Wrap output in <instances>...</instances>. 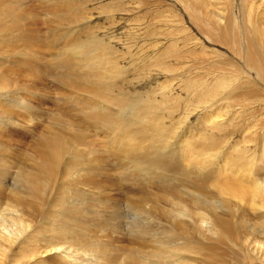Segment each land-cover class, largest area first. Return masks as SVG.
<instances>
[{
  "label": "bare ground",
  "instance_id": "obj_1",
  "mask_svg": "<svg viewBox=\"0 0 264 264\" xmlns=\"http://www.w3.org/2000/svg\"><path fill=\"white\" fill-rule=\"evenodd\" d=\"M199 1L202 3H199ZM208 1L211 2V0H208ZM222 1L224 2L225 0H222ZM227 1L228 0H226L225 2H227ZM195 2H198V4H200L201 6L203 5V9L205 10V11H203V13L206 16L205 18H208L211 22H213V24H215V26H217L218 29L221 28V25H224V23L221 24L222 19L219 16L220 14L217 15L214 11H210L211 8L214 6H211L210 10L207 8V6H208V4H210V2L209 3L207 2L208 4H206V1H204V0H195L193 3H195ZM218 2H221V0L220 1L217 0V2L216 3L214 2L213 4L217 5ZM225 2H224V4H225ZM244 2H245V0H244ZM184 3H185L186 8H188V10L192 9V6L190 5L189 0H185ZM222 3H218V4L220 5ZM247 3H249V2H247ZM224 4L222 6L227 5V9H228L229 5L227 3L225 5ZM251 4H252V6H250L251 12H252V10H255L256 14H261L264 16V0H252ZM194 7H196V5ZM219 8L220 9L222 8L221 5ZM219 8L217 7V9H219ZM197 9H199V7ZM215 9H216V6H215ZM223 9H224V7H223ZM223 9H221V10H223ZM247 9H248V7H247ZM195 10H196V8H195ZM199 10H198V12H199ZM225 10H226V8H225ZM225 10H224V12L221 13V15L222 14L225 15ZM2 11H6L8 16H12V17L15 16V19H16L15 24L20 26L22 16L20 15L21 9L19 7L9 9L8 6H6L2 2V0H0V12H2ZM226 11L228 12V10H226ZM110 12H112V11H110ZM119 12H121V11H119ZM126 12H127V10H126ZM103 13H105V12H103ZM106 13H107V11H106ZM200 13H202V10H200ZM191 14H192V11H191ZM1 15H4V14L2 13ZM52 16H55L54 19H56L55 20L56 23L60 24V25L62 24V22H64V21L66 22L67 19L70 20L68 18L69 15L63 11H55L52 13ZM73 16H74V18L71 16L70 17L73 18L74 20H76L75 15H73ZM229 16L231 17V15H229ZM250 16H251V13H250ZM85 17H83V18H85ZM223 17H225V16H222V18ZM251 17H253V16H251ZM260 18H262V17H260ZM246 19H249V18L247 17ZM255 20H256V18H255ZM44 21L46 22V20H44ZM198 21H199V19H198ZM204 21H205V19H204ZM248 21H247V24H248ZM252 21H253V18H252ZM250 22H251V20H250ZM250 22H249V25H250ZM205 23H207V22L205 21ZM240 23H241V21H240ZM256 23H255L256 26L252 27L253 24L250 26L252 28L250 35H246L244 33H241L239 35V33H238V36H240L239 41L236 42L235 39H231L230 44L233 46V48L235 45H237L240 48L239 53L243 54L241 57H243V62L245 64V67L243 65L244 70H245V68H247L249 71H253L255 73V78H257L258 82L260 81V83L264 84V21L262 23H259V25L262 26V28L259 25H257ZM198 24H200V23H198ZM208 25L209 24H207V26ZM249 25H248V27H249ZM215 26L213 28H215ZM238 26H236V27L238 28ZM204 27H205V25H204ZM248 27L246 26L243 28H248ZM206 28L207 27H205V29ZM208 28H209V26H208ZM213 28H210V30ZM223 31H224V28H223ZM238 31H239V29H238ZM202 32H204V31H202ZM206 32H207V30H206ZM77 39L78 38L73 37L72 35H67L64 33H58L55 31H51V33L47 36H37V35L32 36V35H28V34L23 35V33H20L19 35L16 36V38L14 40H11L7 43V45H4L3 54H5V52H7V53L18 52L17 54H18L20 60L18 62V65H16V66L20 67V66L25 65V67L27 68V70H25V71H27L28 76H30L33 79H37L40 76L43 77L44 74L41 72V71H43L45 73V67L43 68L41 66V64L43 62H45L48 67L52 64V62H55L58 64V69H60V77H61V75H62V77L65 75L63 77V78H65V80L74 81L75 83L80 82L76 86H78L80 88H85L84 90H86V92L89 91L87 93V95H89L91 93L90 95L93 96V94H95V93L93 92V90H92V92L90 91L91 89H93V87L91 85L93 84V82H97V83L101 84V82H103V80L107 79V71L109 69L111 70V68L106 70V68L104 67V65L105 66L108 65L109 62L106 63V60L102 59L104 52H103V54L101 52H99L100 51L99 47L96 46L95 50L98 49L99 51L96 50V52H95L94 49L92 50L93 47L91 48V46L89 44H87L85 41L83 42L80 39L79 40H77ZM192 39H194V38H191V40ZM214 42H215V40H214ZM212 43H213V41H212ZM0 44H1V42H0ZM90 44H92V43H90ZM175 44H176V42H175ZM186 44H187V41H186ZM200 44L201 43H199L198 46ZM209 44H210V42H209ZM213 44H215V43H213ZM216 45H217V43H216ZM176 47L177 46L175 45V48ZM229 47H230V45H229ZM195 48L197 49V47H195ZM204 48L206 49V47H204ZM225 48H226V46H225ZM181 49H180V51H181ZM205 49H204V52L200 51L199 53L200 54H201V52L205 53V51H206ZM176 51H177V49H176ZM97 52L101 53L102 55L100 54L101 55L100 56L99 54H97ZM193 53H194V50L191 53L192 56H194ZM234 53H233V56H234ZM42 54H44L45 57ZM174 54H176V53H174ZM188 54H190V52H188ZM194 54H196V51ZM224 54H225V52H224ZM168 55H170V53ZM196 56H197V54H196ZM177 57L179 59V56H177ZM220 57L222 58V56H220ZM235 57L236 56H234V58ZM158 58H160V57H158ZM158 58H156L157 61H158ZM171 58H173V56H171ZM182 58H183V56H182ZM105 59H106V57H105ZM163 59H165V58H163V56H161L160 60H163ZM197 59H198V57H196V61H197ZM30 60H34L35 64L33 63V65L31 66L29 63ZM192 61L195 63L194 59H192ZM205 61H207V59H205ZM219 61H221V60L219 59ZM103 62H104V65H103ZM151 62H153V61H151ZM154 62H156V60ZM161 62H163V61H161ZM208 62L211 63L210 60ZM27 63H29V65ZM158 63H160V62L158 61L157 65H158ZM163 63H161V64H163ZM203 63H202V65L204 66L205 63L204 64ZM226 64H228V63H226ZM157 65H155V66H157ZM200 65H201V63H200ZM208 65H210V64H208ZM55 66H56V70H57V65L55 64ZM183 66H185V65L183 64ZM190 66L191 65H189L188 68ZM215 66L217 67L216 64H215ZM152 67H154V66H152ZM165 67H167V66H165ZM243 67H241V68H243ZM177 68H178V66H177ZM191 68H192V66H191ZM206 68H207V65H206ZM232 68H231V70H232ZM11 69H13V68H11ZM192 69H194V68H192ZM113 70H114V68H113ZM157 70L159 71L158 68H157ZM163 70H164V68H163ZM178 70H180V69H178ZM219 70H220V68H219ZM14 71H16V70H14ZM111 72H112V70H111ZM190 72H191V69H190ZM206 72H209V70ZM232 72L234 73L235 71H232ZM236 72H237V69H236ZM239 72H240V70H239ZM49 73H50V71H49ZM193 73H189V75L193 74ZM233 73H232V75L234 76ZM73 74H76V76H74L72 78L71 77L68 78L69 76H72ZM214 74H215V72H214ZM10 75H12V74H10ZM110 75H108V76H110ZM206 75H207V73H206ZM236 75H238V74H236ZM240 75H238V77ZM242 75H243V73H242ZM245 75H247V74H245ZM181 76H183V74ZM187 76H188V74H187ZM187 76L185 75L183 77H187ZM230 76H231V74H230ZM206 77H208V76H206ZM218 77H220V75ZM234 77H232L231 79H233ZM8 78H10V77H8ZM53 78H55V76H53ZM190 78H192V77H190ZM213 78H215V77L213 76ZM225 78H227V77L225 76ZM225 78L223 77V79H225ZM241 78L243 79L245 77L240 76V79ZM187 79H188V77H187ZM197 79H195V80L197 81ZM220 79L223 80L222 77ZM238 79L239 78H237L236 80L238 81ZM248 79H246V80H248ZM8 80H5V81L0 83V96H5L7 94L6 90L9 87V81ZM37 80H39V79H37ZM188 80H185V81H188ZM192 80L194 81V78ZM221 80L219 81L220 83L217 86V90L223 89V91H224L225 89L230 87V85L228 86V84L230 82L233 84L232 80L229 81L227 79L229 81L228 82L226 80L228 84L225 81L223 82ZM69 81L67 82L69 84L68 86H70V87L75 86V85H73V83H71ZM214 81H216V80L213 79V82ZM210 82H211V80H210ZM234 82H236V81H234ZM240 82H242V81H240ZM184 83H186V82H184ZM182 84H183V82H182ZM236 84L237 83H235V85ZM254 84H256V83H254ZM192 85L194 86L197 84H192ZM249 85H248L247 81H243L238 86H236V87L233 86L234 87L233 90L234 91H236V90L240 91L241 90L240 92H242V90H244L246 93V89H247V87H249ZM258 85L260 86V84H258ZM90 86H91V89L87 90L88 88H90ZM197 86H199V85H197ZM206 87H207V85H206ZM102 89L105 90V87ZM102 89H101V91H102ZM169 90H171V89H169ZM213 90H215V89L213 88ZM228 90L229 89H227L226 91H228ZM231 90H230V92L233 91V90L232 91ZM36 91H38V90H36ZM94 91H96V90H94ZM255 91H256V89H255ZM169 92H171V91H169ZM215 92H216V90H215ZM256 92H258V91H256ZM190 93L194 94V92H190ZM212 93H214V92L210 91V89L208 88V91H205L204 94L208 95V98H209L210 96H213V95H211ZM219 93H220V91H219ZM232 93H234V92H232ZM263 93H264V91H263ZM97 94L100 95L102 93L98 92ZM222 94L224 95V93H222ZM256 94L258 95V93H256ZM231 95H233V94H231ZM234 95H235V93H234ZM244 95H246V94H244ZM95 96L97 97L98 95H95ZM194 96H195V94H194ZM194 96H193V98H194ZM68 97H69L71 103L76 106V108L74 109V112L79 115V121L76 119H73L74 117H72V118L61 117V116H59L58 113H57L58 115H53L52 113L49 112V114L45 115L47 117V120L49 121V125L47 126V128H45V129L43 128L44 130L41 129L42 132H40L38 134V136L35 140L31 139L32 143L29 145V147H27L28 148L27 150L23 151L24 153H22L21 157H20L21 162L23 160V165L18 169V171L15 173L16 175L12 179L10 178L12 174L8 173V170H9L8 168L11 167L10 165H8L10 160L7 157H2L3 154L0 152L1 153L0 154V167H2V164L4 165V169L0 168L1 169L0 170V264H111L112 260L110 259L111 257L109 256L110 252H108L111 249V244L108 242L109 240H107L106 243L102 241L103 244L98 242L101 244V246L97 243L96 244L98 246L95 244V242H97V241H94L93 245H95V246H92V244H91V246L88 245L87 241L85 240L84 235H85V231H87V229L90 227V224H89V227H86V225H84V223L79 221L81 223L80 224L76 220V217L78 218L79 216L81 218H83L82 215L86 214L85 212H87L85 210V208H84V210L83 209L80 210L81 208H79V206L82 207V205H83V204L80 205L82 202V199H80L81 196H80V192L78 191L79 188H81L79 186H87V185L90 186L91 184L98 183L96 176L100 175L99 173L106 174L105 171L107 172V166H110L109 164H107L108 160L106 162L105 157L108 158L109 160H111L112 162H114L115 163L114 166H117L118 168L125 167L127 165V164L126 165L124 164V163H126V161L140 163V165L142 163V164H145L146 166L147 165H156L158 167H163V168H169V166H170L167 164L166 160H163V161L161 160L162 161L161 162V161L156 160L154 158L155 154L152 152L154 149L151 145H150V147L146 148V147L139 146L138 144H136V140H135L136 136L143 133V132L141 130H139L138 128H135L136 122H133V120H132V119H134L133 117H130V118L128 117L127 120H129L130 122L128 121L129 123H127V125L124 126V129H122V130H120L119 128L115 129V130L119 129L118 131H123L125 129H128L129 130L128 133L130 135H133V138H130L131 136L128 138H121L120 137L119 139H116V137H115V139L112 138V140L110 138V142L107 141L108 145L103 144L102 149L99 150V153H97L96 150L93 151L90 148L89 149L84 148L87 151H85V150L82 151L83 150L82 148L84 147L83 143H85L84 141L89 140L88 138H86L87 139L86 140L84 137H86L88 134H91V132L93 130L92 128L96 129L95 125H99L101 127L106 126V128L108 127V125L109 126L113 125L115 128V126L118 124V127H120L119 126L120 123H118L116 121L125 122L124 120L126 118L122 119V114L120 115L121 118L115 117L114 119H112V117H111L113 115H111V116L110 115H104L105 112L103 115H101L98 111L102 110V112H103V110L106 109V108H104V105L102 102H101L102 103L101 104V103L94 102L92 99L81 100V99H79V96L76 94H69ZM198 97H200V96H198ZM248 97L247 98L244 97L245 100H247ZM257 97L260 98L259 96H257ZM11 98H13V101H14L13 103H14V106H16V110H18L19 112L22 113V118L24 119L21 122L23 127L20 131H23V129H25L26 131H29V123L33 119V114L31 111L32 108L30 109V107H28L30 104V102L28 101L29 99H26V97L19 96V95H13ZM198 99H202V98H198ZM191 101H194V100H191ZM201 101H203V100H201ZM260 101H261V99H260ZM263 101H261V103H260L261 106L263 105L262 103H264ZM209 103H210V106L214 104L212 101ZM248 103H249V101H248ZM251 103H253V102H251ZM4 104H6V103H4ZM201 104H203V103L201 102ZM234 104H236V102ZM238 104L240 106H242L240 104V102ZM10 105H11V103H10ZM219 105H221V104H219ZM247 105H249V104H247ZM6 106H7V104H6ZM129 106H130V104H129ZM197 107H198V105H197ZM9 108H8V110H9ZM119 108H121V107H119ZM207 108H209V107H207ZM207 108H205V110ZM130 109L131 108H129L128 110H130ZM123 110H125V108L123 109V107H122V109L118 111V115H119V112L120 111L122 112ZM250 111H251V109H250ZM2 112H3L2 114L6 115L9 119H11L8 111L5 110ZM123 112H125V111H123ZM219 112H221V111H219ZM229 112H230V110H229ZM238 112H240V111H238ZM243 112L244 111H242V114H243ZM221 113H219V114L221 115ZM226 113H227V111H226ZM132 114H134V113L131 112L130 115H132ZM219 114H218V116L214 117L212 123H214V125H216V124H221V122H222V123H224L223 126L225 129L226 128L225 126H227L226 125L227 119L225 118L226 114H225L224 118H221V116ZM232 114H234V113H232ZM249 114H250V112H249ZM14 115L19 117V115H17V114H14ZM62 115H64V114H62ZM253 115H255V114H252V112H251L249 117H251ZM228 116L231 117L230 113L228 114ZM241 116H244V115H241ZM125 117H127V115ZM136 118H138V117L136 116ZM219 118H221V120L217 121V119H219ZM245 118H247V116ZM139 119L141 121L147 120L146 117H140ZM231 119H232V124H233V120H235L236 118L233 119V117H231ZM253 119H254V117H253ZM14 120L19 121L17 117L14 118ZM243 120H245V119L241 118V122ZM250 120H252V118ZM236 121H238V120H236ZM36 122H37V120H36ZM228 122L231 123L229 118H228ZM16 123L13 122L12 125L14 127L18 126ZM34 123H35V121H34ZM115 123H117V124H115ZM212 123L210 122V125ZM242 123L244 124V122H242ZM37 126H38V124H37ZM99 126H98V128H100ZM113 126L111 127L112 128L111 130H114ZM223 126H222V128H223ZM35 127L36 126H34V128ZM227 127L230 128L229 125ZM263 127H264V125H263ZM38 128L40 129L41 127H38ZM209 128H211V127H209ZM212 128H214V126ZM222 128H218L219 130L214 129V130H217L216 131L217 136H219L218 134L221 131H224ZM254 128H255V126H254ZM220 129H221V131H220ZM259 129H260V127H259ZM118 131H117V133H118ZM127 131H125L126 135H128ZM218 131H219V133H217ZM260 131H262V132L261 133H257V132L250 133L251 138L250 139L245 138L246 139L245 144L253 143L254 145H256L257 138H259L258 136L261 135V139L258 140V147L260 146V153L258 152L259 156H257L258 154L256 156L258 158V160H257L258 164L264 165V130L260 129ZM109 132H112V131H109ZM211 132H209V133L211 134ZM24 133H26V132H24ZM113 133H114V131H113ZM113 133H111V134H113ZM121 133H123V132H121ZM149 133L150 134L152 133L153 139H156L157 136L159 134H161L160 129L155 125H154V128L152 130H149L145 135H150ZM20 134H17V135H20ZM3 135H4V133H3ZM10 135H11V133H10ZM15 136H16V134H15ZM114 136H116V135L114 134ZM120 136H122V135H120ZM1 137H2V131L0 130V138ZM27 137H30V136H27ZM89 137H91V135ZM92 137H94V136H92ZM166 138H167V136H166ZM196 138H197V136H196ZM205 138L206 137L204 135V139ZM216 139H217V137H216ZM94 140H96V145L100 144V143H97V141L99 142V140H101V139L98 140V139L94 138ZM102 140H104V139L102 138ZM90 141H92V139H90ZM90 141H89V143H91ZM184 141H186V140H184ZM190 141H191V139H190ZM193 141H194V139H193ZM200 141H201V139L199 140V142ZM205 141H204V144H205ZM259 141H261V142L259 143ZM28 142H30V141H28ZM188 142H189V140L186 143L187 146H189ZM221 142L224 143L222 140H221ZM246 142H248V143H246ZM168 143H170V142H168ZM176 143H175V146H177ZM199 144L200 143H198V145ZM204 144H203V147H200V145L198 147H195L192 143V145L195 147V149H193V146L187 147L186 145L183 144L184 147L186 146L187 149L188 148L193 149L192 150L193 152H190V150L188 152V153H194V155L196 154V156H193V159L195 157L201 156L198 158L199 163H198L197 169H196L197 173H194V172H188L186 170V167H187L186 166V160H184L185 163L183 164V160H181V158H183L184 154H183V152L181 154L182 157H180V160L182 161V164L185 165L186 167L184 168V166L182 165L181 169L179 170V173L183 177L184 176L190 177V179H189L190 185L188 183L186 184V182H185V184L182 187H181V185H182L181 184L179 187L174 186V188H173V186H170L171 185L170 184L168 187L172 188V190H169L168 188H165V187H164V189H163V187L162 188L160 187L159 191L156 194L150 193V196H148V194L145 192L144 195L138 199V201H133L134 198H136L135 196H132L130 194L126 195L129 198V199L127 198L126 200L128 202V207L130 206V212L133 213V215L135 217L134 219L139 218L136 223L133 222V223H131V226H129V227H131V230H132L131 234L134 231V238L136 239L135 232L138 233L137 236L140 240L138 242H136L137 240H135V243H133L131 241V243L128 245V247L123 252V256H124L123 258L120 257L121 259H119V260L118 259L116 260V258H115V260L118 262V264H264V175L262 174L263 177H262V175L260 176V174L258 176L257 171H256L257 169L255 170L256 166L253 165V167H251V165L247 164L249 162L246 163V160L243 162L242 161L243 157H241V156H238V158L236 156V157H234L235 160L232 159L231 161L229 160V158H231V157L228 158V156H227V158H225L226 156L225 157L223 156L224 161H225L224 164H226V165L223 164L224 166L221 168L223 170L219 171V169H220L219 168L216 170V172L214 171V173L208 175L209 177L207 176V178H205V177L202 178L201 174H199V173L206 169L205 165L208 166L207 161L212 159L211 161L213 164V161H215L217 159V154H216V156H212L211 152H215V149H216L218 143L215 142L216 147L214 145V147H211L210 150L208 148H206V145H204ZM219 144L221 145V143H219ZM253 144H251V145H253ZM85 145H86V143H85ZM104 145L106 147L103 149ZM170 145H172V144H170ZM170 145H168V146H170ZM179 145H181V144H179ZM183 145L181 146V148L183 147ZM91 146H93V145H91ZM245 146H247V145H245ZM1 147H3V146H1ZM4 147L2 148V150L4 149ZM177 147H175V148H177ZM254 147L255 146H253V148ZM10 148H12V147H10ZM10 148H8V149H10ZM173 148L171 150H173ZM235 151L237 152V150H235ZM243 152H247L246 154H248V151H246V150L242 151V153ZM177 153H178V151H177ZM229 153H231V152H229ZM232 153H233V151H232ZM15 154H17V153L15 152ZM210 154H211V156H210ZM98 155H104L105 157L104 158H102L101 156L98 157ZM172 155H171V157H172ZM174 156H175V154H174ZM186 156L187 155H184V159L186 158ZM204 156H206L207 159H208V157L210 159H208V160L204 159L205 158ZM230 156H232V154ZM239 157H241V158H239ZM245 157L246 156H244L243 159H245ZM255 158L256 157H254V159ZM193 159H191V160H193ZM225 159L226 160L228 159L227 161H229V162H227ZM168 160H169V158H168ZM170 160H171V158H170ZM180 160H179V162H181ZM218 160H220V159H218ZM252 161L250 160V163H252ZM112 162H111V164H112ZM14 163H16L14 165V167H15L18 163L16 161ZM187 163H189V162H187ZM258 164H257V166H259L261 169L262 165H258ZM173 165H176V161H175V164H173ZM178 165H181V163L180 164L178 163ZM131 166L133 168V164ZM135 166H137V165H135ZM146 166H144V167H146ZM188 166H189V164H188ZM110 167H108V168L111 169ZM176 167H178V166H175L174 169ZM211 167H213V166H211ZM190 168H191V166H190ZM86 169L88 170V172H85V174H84V172H81V170L87 171ZM193 169H195V168H193ZM262 169L264 171V167H262ZM121 170H123V169H121ZM128 170H130V169H128ZM144 170H146V169H144ZM119 171H120V169H119ZM127 171H123V172H127ZM154 171H155V169H154ZM161 171H163V169ZM172 171L174 172V170H172ZM189 171H192V170L189 169ZM79 172H81V174L82 173L84 174L80 178H78V175H77V173H79ZM128 172H130V171H128ZM152 172H153V170H152ZM166 172L168 173V175L170 174L169 173L170 171L167 170L164 173L166 174ZM119 174H121V173H119ZM221 174H223V175H221ZM111 175H113V174L110 171V176ZM116 175H118V174L116 173ZM103 176H105V175H103ZM107 176H108V174H107ZM113 176H111V177H113ZM119 176H122V175H119ZM133 176L137 177L138 175L133 174ZM126 177H125V180L128 179V182H126V183H129V181L131 179L126 178ZM168 177H166L165 179H169ZM171 177L172 176L170 175V181H172L173 177H175V176H173L172 179H171ZM98 178H99V176H98ZM100 178H101V176H100ZM123 178H122V180H123ZM131 178L133 179L134 177H132V175H131ZM148 178L151 179L150 176ZM160 178H161V176H160ZM10 179H11V181L7 183V181ZM118 179L120 180V181L118 180L119 182H122L121 178H118ZM144 179L147 180V182L149 180L146 178H144ZM184 179H182V180H184ZM104 180H106V179L104 178ZM104 180H103V182H104ZM125 180H123V181H125ZM153 180H149L150 181V183L148 182L149 185H151V182H153V184H154L155 181H153ZM236 180L239 181L238 184L236 183ZM110 181H112V180H110ZM170 181H169V183H170ZM184 181H186V180H184ZM184 181H183V183H184ZM161 182L162 183H160V184L164 183L163 180ZM126 183H124V184H126ZM169 183L167 182V185ZM102 185H104V184H102ZM107 185L105 183V186H107ZM99 186H101V185H99ZM126 186H127V184H126ZM126 186H125V188H127ZM95 187H96V185H95ZM85 188H83V189H85ZM90 188H93V189H96L97 191H100L99 189L102 187H99V189H97L98 187L94 188L92 185V187L90 186ZM105 188L106 187H104V190H106ZM147 188L150 189V187H147ZM96 190H95V192H96ZM128 190H129V187H128ZM47 191H50L49 197H51V200L49 201V203L46 201L47 196H48V195H46ZM85 191H87V190H85ZM105 192H107V191H105ZM82 193L83 192H81V194ZM87 193H89V192L87 191ZM98 193L102 194L101 192H98ZM104 193L102 194L103 195L102 197L108 196L107 195L108 193H106V196ZM109 193H110V191H109ZM92 194H94V193H92ZM92 194L90 196H94ZM98 195L96 197H98ZM82 197H85V196L82 195ZM86 197H85V199H86ZM99 197H101V196H99ZM106 198H108V197H106ZM85 199L83 200V202L85 201ZM108 199H110V197ZM69 200H74L77 203L68 202ZM94 200H95V197H94ZM97 200L100 201L101 199L97 198ZM119 200H120L119 198L111 197L110 201L114 203V202H118ZM123 200H125V199H123ZM92 201H93V198H92ZM92 201H91V204H92ZM103 201H105V200H103ZM85 202H84V204L87 205ZM121 202H123V201H121ZM69 203L73 206H71ZM107 203L104 202V204H102V205L100 204V207L104 208L102 206H105V204L107 206ZM118 203H117V205H118ZM46 204L49 205L47 211L44 210V207ZM88 204H89V199H88ZM124 204H126V203H124ZM97 205H99V204H97ZM108 206H109V204H108ZM85 207L87 209V206H85ZM92 207H94V206L92 205ZM110 207H111V204H110ZM116 207L120 208V206H116ZM116 207H114V208L116 209ZM125 207H127V204ZM90 208H89L90 213L91 212L93 213V208H91V209ZM104 209H102V210H104V211L108 210L107 207ZM79 210L84 211V213L79 214V212H80ZM99 211L101 212V210H99ZM121 211L123 212V210H121ZM124 211H125V209H124ZM108 212H110V210ZM130 212L128 210L127 213L129 214ZM116 213H117V210H116ZM127 213H125V214H127ZM132 213L130 214V218H133V217H131ZM102 214L106 215L105 212H103ZM88 215L90 218L95 214H93V215L92 214H86L84 216H87L86 218H88ZM104 215H103V217H106ZM113 216H114V214H113ZM121 216H122V214H121ZM93 217H95V216H93ZM108 217H109V215H108ZM108 217H106L107 219L105 218V220H107L106 223L107 222L110 223V221H111L110 219H109L110 221H108ZM125 217H127V216L125 215ZM84 218H83V220H84ZM86 218H85V220L87 221ZM95 218H94V220H95ZM100 218H102L101 214H100ZM96 220H98V217L96 218ZM96 220H95V223H96ZM105 220H103L104 223H105ZM115 220H116V218H115ZM132 220L133 219H131V221ZM120 221L122 222V218L120 219ZM88 222H87V224H88ZM102 222H101V224H102ZM124 222L127 223L125 220H123V223ZM89 223H91V222H89ZM111 223H112V221H111ZM82 224L84 226H82ZM101 224H100V226H101ZM152 224L155 226L157 225L158 227H160V225H161L163 227L161 228V230L159 228L158 229L159 231H157L155 229H152L153 228V227H151ZM92 225H94V224H92ZM107 225H105V226H107ZM105 226L103 227L104 229L106 228ZM123 227H125V225ZM158 227H156V229ZM98 228H100L99 225H98ZM109 228L111 229V234H112V233H114L113 231H116V228H118V226L116 224L115 225L112 224V225H109ZM109 228H107V230H110ZM77 230H81V234L80 233L77 234V232H79ZM90 230L91 229H88V231H90ZM103 231H105V230H103ZM160 231H161V233H159V235H161V236L157 235L158 234L157 232H160ZM106 232H108V231H106ZM94 233H95V231H94ZM86 234L88 235L89 232H86ZM144 234H146V236H149V235H153L154 237L158 236L157 239L153 237V239H156L158 241L156 243V241L154 240L155 241L154 244H156V245L155 246L154 245L149 246V244L147 245V243L145 241L141 240V238L144 237L143 236ZM87 235H85V236L87 237ZM107 235L105 236V238L107 237ZM109 236H110V234H109ZM139 236H143V237H139ZM153 239H152V241H153ZM98 241H101V239ZM152 241H151V245L153 243ZM88 252H91L90 256H89ZM121 252H119V254Z\"/></svg>",
  "mask_w": 264,
  "mask_h": 264
},
{
  "label": "rangeland",
  "instance_id": "obj_2",
  "mask_svg": "<svg viewBox=\"0 0 264 264\" xmlns=\"http://www.w3.org/2000/svg\"><path fill=\"white\" fill-rule=\"evenodd\" d=\"M177 1L178 0H2V2L6 6H8L9 9L19 7L21 9L20 15L22 16L21 24H20V26H18L15 24V21H16L15 16H13V17L8 16L6 11L0 12V42H1V44H0V83L9 79L8 80L9 81V87L6 90L7 94L5 96H0V120H1L0 121V125H1L0 130L2 131V137H3V138L2 137L0 138V149H1L0 152L3 154L2 157H7L10 160L8 165H10L11 167L8 168L9 169L8 173L12 174L10 177L11 179L16 175L15 173L23 165V160H22V162L20 160L21 154L24 153L23 151L27 150L28 149L27 147H29V145L32 143L31 141L33 139L35 140L37 138L38 134L40 132H42V130L47 128V126L49 125V121L47 120V117L45 115L49 114V112H50L53 115L59 114V116H61V117H69V118L74 117L73 119H76L79 121V115L74 112V109L76 108V106L71 103V101L68 97L69 94H76L79 96V99H81V100L92 99L94 102H97V103L102 102L104 105V108H106V109L103 110V112H102V110L98 111L101 115H103L105 112L104 115H110V116L113 115L111 117H112V119H114L115 117L119 118L120 115L122 114V119L126 118L124 120L125 122L116 121V122L120 123V125H119L120 127H118V124L115 123V124H117L115 126V128L112 125L114 130H111L112 129L111 125L110 126L108 125V127H107L108 129L106 128V126L101 127L99 125H95L97 130L92 128L94 131L92 130L91 134H88L86 137H84L85 139L88 138L89 140L86 139L88 142L83 140L86 143V145H85V143H83L84 147L83 148L81 147L83 150L80 148L82 151H84L86 148H88V149L90 148L93 151L96 150L97 153H99V150L102 149L103 144L108 145L107 141L110 142V138H111V140H112V138L115 139V137H116V139H119L120 137L121 138H128L130 136H131L130 138H133V135H130L128 133L129 132L128 129H125L123 131H118V130L124 129V126L130 122L129 120H127L128 117L129 118L133 117L135 119L137 116L138 118H136L135 120L134 119H132V120H133V122H136L135 128H138L143 133L136 136V139H135L136 144H138L139 146L146 147V148L150 147V145H151L154 149L152 151L155 154L154 158L156 160H159V161L166 160L167 164L170 165L169 168H163V167H158L156 165H147L146 166L145 164H142V163L140 165V163L126 161V163L123 162L125 165L127 164L125 167L118 168L117 166H114L115 165L114 162H112L111 160L106 158L104 155H98V157H100V156L102 158L105 157L106 162L108 160L107 164H109L111 167L107 166V172L108 173L106 171H105L106 174L99 173L100 175H98V176H99V178L101 176L102 179L101 178L99 179L98 176H96V178L98 180V181L97 180L96 181L98 183L91 184L90 186L92 187V185H93L94 188L98 187L97 189H99V187H102V188L99 189L100 191H97L96 189L90 188V186L87 185V186H79L81 188H79V190L77 189L80 192V196H81L80 199H82V202L80 205L83 204L82 207L79 206V208H81L80 210H82V209L84 210V208H85V210L87 211V212H85L86 214H92V215L95 214L93 216H95L96 218L98 217V220H96V218L93 216L89 218V215H88V218H86L87 216H84L86 214H83L84 211L79 210L80 211L79 214L82 213L83 214L82 217L83 218L85 217L87 219V221L85 220V218L83 220V218H81L80 216H79L80 218L76 217V220L78 222L80 221V222L84 223V225H86V227H89V224H90L91 228L89 227L88 229L92 230V231L91 230L88 231V229H87V231H85V235H87L86 232H89L87 237L84 235L85 240L87 241V244L90 246H91V244H92V246H95V245H93L94 241H97V242H95V244L97 243L101 246V244H103L102 241L106 243L107 240H109L108 242L111 244V249L108 252H110V254L112 255L111 256L109 254V256L111 257L110 259L112 260L111 264H118V262L116 260L117 259L119 260V259L124 257L123 252L128 247V245L131 243V241L133 243H135V240H137L136 242H138L140 240L137 236L138 233L135 232L136 239L134 238V231L131 234L132 230H131V227H129V226H131V223H133V222L136 223L139 218L134 219L135 217H134L133 213L130 212V206L128 207V202L126 200L128 197L126 195L130 194L132 196H135L136 198H134L133 201H138V199L141 196H143L145 192L148 194V196H150V193L156 194L159 191L160 187L161 188L163 187V189L165 187V188H168L169 190H172V188L168 187L170 184H171L170 186H173V188H174V186L179 187L181 184H182L181 185V187H182L185 184V182H186V184L187 183L189 184L190 177H186V176L183 177L179 173V170L181 169V166L185 163L184 160H186V166L187 167L185 165H183L184 168L186 167V170L188 172L197 173L196 169H197V165L199 163L198 158L201 156L195 157L193 159V156H196V154L194 155V153H188V152H189V150H190V152H193L192 150L195 149V147H198L199 145H200V147H203L205 140L207 142L205 141L204 145H206V148H208L209 150L211 149V147H214V145L216 147L215 142L218 143L217 147L215 149V152H211L212 156H216V154H217V159H216L217 161L216 160L213 161V164H212V161H211L212 159H210L208 157V159H210V160H208L207 157L204 156L205 157L204 159L208 160L207 161L208 166L205 165L206 169L199 173V174H201L202 178L203 177L207 178L208 175L214 173V171L216 172V170L219 168H220L219 171L223 170L221 168L224 165H226V164H224L225 161H224L223 156L224 157L226 156L225 158H227V156H228V158L231 157V158H229L230 161L232 159L235 160L234 157H236V156H237V158H238V156H241L243 158H244V156H246L245 159L242 158V161L244 162L246 160V163L249 162L247 164L251 165V167H253V165H255L256 166L255 170L257 169L256 171H257L258 176H259V174H260V176L262 174L264 175V173H263L264 171L262 169V167H264V165L258 164V162H257V160H258L257 156H259V153H260V146L258 147V140L261 139V135L258 136L259 138H257L256 145H254L253 143H251V144H253V145H251L248 142H246L248 144H245L246 139L251 138L250 133H254V132L261 133L262 131H260V129L264 130V127H263V125H264V106H263L264 103H262L263 104L262 106L260 104L261 101L264 100V93H263L264 84L260 83V81L258 82L257 78H255V73L253 71H249L247 68H245V70H244L245 64L243 62V57H241L243 54L239 53L240 48L237 45H235L233 48V46L230 44L231 39H235L236 42L239 41L240 36H238V33H239V35L241 33H244L246 35H250L251 29H252L250 26L252 24H253L252 27L256 26L255 25L256 22H257L256 23L257 25H259V23H262L264 21V16L261 14H256L255 10H252V12H251L250 6H252V4H251L252 0H245V2H244V0H230V1L228 0L227 2H225L226 1L225 0L224 1L225 4L227 3L229 5L228 9H227V5H225L224 2L221 0V2H218V3L223 2L222 4H220L222 7L221 9H223V7H224L223 10H221L219 8L220 5L218 3H217V5L213 4L214 2L216 3L217 0L216 1L211 0L212 3L208 0H204V1H206V4H208L210 2V4H208L209 7L207 6V8L209 10H210L211 6H214L211 8L210 11H214L217 15L220 14L219 16L222 19L221 24L224 23V25H221V28L218 29V27L215 26V24H213V22H211L208 18H205L206 16L203 13V11H205L203 9V5L201 6L200 4H198V2L193 3L195 0L194 1L189 0L190 5L192 6V9L188 10V8H186L185 3H184L185 0H179L178 2ZM247 2H249V3H247ZM199 3H202V2L199 1ZM223 4L225 6H222ZM195 5H196V7H194ZM215 6H216V9H215ZM198 7L200 10H202V13H200V10L197 9ZM217 7L220 10L217 9ZM247 7H248V9H247ZM195 8H196V10H195ZM225 8H226V10H228V12L225 10ZM126 10H127V12H126ZM198 10H199V12H198ZM224 10H225V15H223V14L221 15V13L224 12ZM55 11L66 12L69 15L68 18L70 20L67 19L68 21L66 20V22L65 21L62 22L63 25L57 24L55 21L56 19H54L55 16H52V13ZM102 11L105 13H103ZM106 11H107V13H106ZM110 11H112V12H110ZM119 11H121V12H119ZM191 11H192V14H191ZM2 13L4 15H1ZM250 13H251V16H253V17L250 16ZM73 15H75L76 20L73 19L74 18ZM229 15H231V17ZM70 16L73 18H71ZM222 16H225V17L222 18ZM83 17H85V18H83ZM247 17L249 19H246ZM260 17H262L263 19ZM252 18H253V21H252ZM255 18L257 21L255 20ZM198 19H199V21H198ZM204 19L207 23H205ZM44 20H46V22ZM250 20H251V22H250ZM240 21H241V23H240ZM247 21H248V24H247ZM249 22H250V25H249ZM198 23H200V24H198ZM203 24L205 25V27H207L206 29H205ZM207 24H209L208 25L209 28H208ZM248 25H249V27H248ZM214 26H215V28H213ZM236 26H238V28ZM246 26L248 28H243ZM260 27L262 28V26H260ZM210 28H213V29L210 30ZM223 28H224V31H223ZM238 29L240 32L238 31ZM206 30H207V32H206ZM51 31H55L58 33H64L67 35H72L73 37L78 38L77 40L80 39L83 42L85 41L87 44H89L91 46V48L93 47L92 50L93 49L95 50V48L97 46V47H99L100 51L98 49H96V50H98L102 54L104 52L102 59L106 60V63L109 62L110 64L108 63V65L105 66L104 65L105 61H104L103 65L106 68V70L111 68L112 72L110 69L107 71V79L108 80L107 79L103 80V82H101V84H99L97 82H93V84L91 85L93 87V89H91V86H90V88L87 89V90L91 89L90 90L91 92L93 90V92L95 93V94H93V96L90 95L91 93L89 95H87V93L89 91L86 92V90H84L85 88H80V87L76 86L80 82L75 83L74 81L65 80V78H63L65 75L63 77L61 75V77H62L61 78L60 77V69H58V64L55 62H52V64L49 67L46 65L45 62H43L41 64V66L43 68L45 67V73L41 70L40 71L45 76L44 75H43V77L40 76L39 78H37L39 80H37V79H33L30 76H28L27 71H25V70H27L25 65L20 66V67L16 66V65H18V62L20 60L19 56L17 54L18 52H13V53L5 52V54H3L4 45H7V43L9 41L14 40L16 38V36L19 35L20 33H23V35L28 34V35H32V36H34V35L47 36L51 33ZM202 31H204V32H202ZM191 38H194V39L191 40ZM214 40H215V42H214ZM186 41H187V44H186ZM212 41L215 44H213ZM175 42H176V44H175ZM209 42H210V44H209ZM90 43H92V44H90ZM199 43H201V44L198 46ZM216 43H217V45H216ZM228 44L230 45V47ZM175 45L177 46L176 48H175ZM194 46L197 47V49ZM225 46H226V48H225ZM204 47H206V49ZM179 48L181 49L182 52L180 51ZM176 49H177V51H176ZM204 49L206 50L205 51L206 54L202 53V52L200 54L199 52L200 51L204 52ZM96 50H95V52H96ZM193 50H194V53L196 51L197 56L194 53H193L194 56L191 55ZM223 51L225 52L226 55L224 54ZM165 52L166 53L168 52V53L166 54ZM188 52H190V54H188ZM101 53L97 52V54H99V55ZM169 53H170V55L172 54L171 56H173V58H171V56L168 55ZM174 53H176V54H174ZM233 53H234V56H236L235 58L233 56ZM42 55L45 57L44 54H42ZM176 55L179 56V59ZM161 56H163V58H165V59L160 60ZM182 56H183V58H182ZM220 56H222V58ZM105 57H106V59H105ZM158 57H160V58H158ZM196 57H198L197 61H196ZM156 58H158V61L160 62V63H158V65H157L158 61ZM192 59H194L195 63L192 61ZM205 59H207V61H205ZM219 59L222 62L219 61ZM155 60H156V62H154ZM209 60L211 61V63L208 62ZM151 61H153L154 63ZM161 61H163V62L165 61V62L163 63ZM29 63L32 66L33 63L35 64V61L30 60ZM29 63H27V64L29 65ZM161 63H163L164 65ZM200 63H201V65L203 63L204 66L202 65L203 66L202 67L200 65ZM226 63H228V64L230 63V64L228 65ZM55 64L57 65V70H56ZM183 64L185 66H183ZM208 64H210V65L212 64V65L210 66ZM215 64L217 65V67L215 66ZM155 65H157V66H155ZM176 65L178 66V68ZM189 65H191L192 68H194V69H192L191 66L188 68ZM206 65H207V68H206ZM243 65H244V67H243ZM152 66H154V67H152ZM165 66H167V67H165ZM241 67H243V68H241ZM11 68H13V69H11ZM113 68H114V70H113ZM157 68L159 69V71L157 70ZM163 68H164V70H163ZM203 68L204 69L206 68V69L204 70ZM219 68H220V70H219ZM231 68H232V70H231ZM178 69H180V70H178ZM190 69H191V72H190ZM207 69L209 70V72H206V71H208ZM236 69H237V72H236ZM14 70H16V71H14ZM239 70H240V72H239ZM49 71H50V73H49ZM232 71H235V72L233 73ZM214 72H215V74H214ZM189 73H193V74L189 75ZM206 73H207V75H206ZM232 73L234 74V76L236 74H238V75L241 74L240 76L245 77V78L240 79V76L238 77V75H236L234 77L232 75ZM242 73H243V75H242ZM10 74H12V75H10ZM182 74H183V76H185V75L187 76V74H188V76H187L188 79L190 77H192V78H190L188 80L187 77L181 76ZM230 74L232 77H234L233 79H231L232 77L230 76ZM245 74H247L249 77ZM108 75H110V76H108ZM219 75H220V77H218ZM53 76H55V78H53ZM74 76H76V74H73L72 76H69L68 78H70V77L72 78ZM206 76H208V77H206ZM213 76L215 78H213ZM225 76L227 78H225ZM8 77H10V78H8ZM221 77H222V79H223V77L225 79L221 80L220 79ZM236 77L239 78L240 80L238 79V81H237ZM193 78H194V81L192 80ZM195 79H197V81ZM213 79H215L216 81L213 82ZM219 79L223 82L225 81L226 83L228 80L229 81L232 80L233 84L231 82L229 84L227 83L228 86L229 85H230V87L232 86L231 88L230 87L227 88V89H229L228 90L229 92L226 91L227 89H225L224 91H223V89L217 90V86L220 83ZM246 79H248V80H246ZM185 80H188V81H185ZM210 80L212 83L210 82ZM68 81L73 83V85H75V86H72V87L68 86L69 85L67 83ZM234 81H236V82H234ZM240 81H242V82L247 81L248 85L250 84L249 87H247V89H246V93L244 90H242L243 93L240 92L241 90L240 91H237V90L234 91L233 90L234 87H236L242 83ZM182 82H183V84H182ZM184 82H186V83H184ZM207 82L208 83L210 82V83L208 84ZM235 83H237V84L235 85ZM254 83H256V84H254ZM192 84H197L199 86L194 85L195 86L194 87ZM258 84H260V86ZM206 85H207V87H206ZM104 87H105V90L102 89ZM208 88L210 89V91L214 92L211 94V95H213V96H210L211 98L210 97L208 98V95L204 94L205 91H208ZM213 88L216 90V92H215V90H213ZM101 89H102V91H101ZM169 89H171V90H169ZM255 89L258 92H256ZM36 90H38V91H36ZM94 90H96V91H94ZM230 90L232 92H234L235 95H234V93L230 92ZM169 91H171V92H169ZM219 91H220V93H219ZM98 92L102 93V94L99 95V94H97ZM190 92H194L195 96L193 93L191 94ZM222 93H224V95ZM230 93L233 94L235 97L233 95H231ZM256 93H258V95ZM244 94H246V95H244ZM13 95H19V96L26 97V99H29L28 101L30 102V104L28 107H30V109L32 108L31 111L33 114V119L29 123V131H26L25 129H23V131H20L23 127L21 122L24 119L22 118V113L19 112L18 110H16V106H14L13 98H11ZM95 95H98V96L96 97ZM193 96H194V98H193ZM198 96H200V97H198ZM243 96L245 98H247L249 96L247 99L249 101V103L247 100H245V98ZM257 96H259L260 98H258ZM198 98H202V99H198ZM260 99H261V101H260ZM191 100H194V101H191ZM201 100H203V101H201ZM211 101L214 104L212 103L213 105L210 106L209 102H211ZM234 101L236 102V104H234L235 103ZM238 101L240 102V104L242 106H240L238 104L239 103ZM201 102L203 104H201ZM251 102H253V103H251ZM4 103H6L7 106ZM10 103H11V105H10ZM129 104H130V106H129ZM219 104H221V105H219ZM247 104H249V105H247ZM197 105H198V107H197ZM7 107L8 108L10 107L9 110ZM119 107H121V108H119ZM122 107H123V109L125 108V110H123L125 112L120 111L121 113L119 112V115H118V111L121 110ZM128 107L131 109L128 110L129 109ZM207 107H209V108H207ZM205 108H207V109L205 110ZM250 109H251V111H250ZM5 110L8 111L11 119H9L6 115L2 114L3 113L2 111H5ZM229 110H230V112H229ZM219 111H221L222 113ZM226 111H227V113H226ZM238 111H240V112H238ZM242 111H244L245 113L243 112V114H242ZM131 112L134 114L130 115ZM218 112L221 113V115ZM228 112L230 113L231 117H233V119L236 118L235 120H233V124H232L231 117L228 116V114H229ZM249 112H250V114L252 112V114H255V115L249 117V115H250ZM232 113H234V114H232ZM14 114L19 115V117L15 116ZM62 114H64V115H62ZM218 114L221 116V118H224L225 114H226L225 118L227 119V121H226L227 124L226 123L225 124L227 126L229 125L230 128L225 126L226 128L224 129V126H223L224 123H222V122H221V124H216V125H214V123H212L214 117L218 116ZM126 115H127V117H125ZM241 115H244V116H241ZM246 116L248 119L245 118ZM16 117L18 118L19 121L14 120V118H16ZM140 117H146L147 120L141 121L139 119ZM240 117L245 119L242 121V122H244V124L241 122ZM253 117H254V119H253ZM221 118L217 119V121L221 120ZM228 118L231 121V123L228 122ZM249 118L250 119L252 118V120H250ZM36 120H37V122H36ZM236 120H238V121H236ZM34 121H35V123H34ZM13 122L14 123L17 122L16 124L18 126L14 127L12 125ZM210 122L213 124V125L211 124L212 126L210 125ZM37 124H38V126H37ZM154 125L160 129V133H161L157 136L156 139H153L152 133L151 134L149 133L150 135H145L149 130H152L154 128ZM34 126H36V127L34 128ZM98 126L100 128H98ZM213 126H214V128H212ZM222 126H223V128H222ZM254 126L256 129L254 128ZM38 127H41V128L39 129ZM209 127H211V128H209ZM259 127H260V129H259ZM116 128H119V129L115 130ZM218 128H222L224 130V131H221V129H220L221 132L220 133H219V131L217 132V133H219L218 134L219 136L216 135V131L219 130ZM214 129H217V130H214ZM108 130L112 131V132H109ZM113 131H114V133H113ZM117 131H118V133H117ZM125 131H127L128 135H126ZM24 132H26V133H24ZM119 132L120 133L125 132L124 133L125 135L123 133L120 134ZM209 132H211V134ZM3 133L5 136L3 135ZM10 133H11V135H10ZM111 133H113V134H111ZM15 134H16V136H15ZM17 134H20V135H17ZM114 134L116 136H114ZM90 135H91V137H89ZM120 135H122V136H120ZM204 135L206 138L208 136L209 137L207 139L206 138L204 139ZM27 136H30V137H27ZM92 136H94V137H92ZM166 136H167V138H166ZM196 136H197V138H196ZM216 137H217V139H216ZM94 138L98 139V140L99 139L102 140V138H103L104 140H102L103 142L101 140H99V142L97 141V143H100V144L96 145V140H94ZM189 138L191 139L192 142L190 141ZM90 139H92V141H90ZM193 139L195 142L193 141ZM200 139H201V141L199 142ZM166 140L170 143H168ZM184 140H186V141H184ZM188 140H189V142H188L189 146H191V147L193 145L195 146V147L193 146V149H190V148L187 149L186 148V146H187L186 143ZM221 140L224 143H222ZM28 141H30V142H28ZM89 141L91 143H89ZM260 142L261 141H259V143ZM175 143L178 147L175 146ZM192 143H193V145H192ZM194 143L195 144L197 143L196 144L197 146ZM198 143H200V144L198 145ZM219 143H221V145ZM167 144L168 145L172 144V145L168 146ZM179 144H181V145H179ZM183 144L186 146L184 147ZM244 144L247 145L248 147L245 146ZM91 145H93V146H91ZM105 145L103 146V149L106 147ZM182 145L185 149L183 147L181 148ZM1 146H3V147L5 146L3 150H2L3 147H1ZM9 146L12 147L13 149L10 148ZM189 146H187V147H189ZM253 146H255L254 147L255 149L253 148ZM175 147H177V148H175ZM8 148H10V149H8ZM172 148H173V150H171ZM235 150H237V152ZM245 150L248 151V154H246L247 152H243L245 154L244 155L242 153V151H245ZM85 151H87V150H85ZM177 151H178V153H177ZM232 151H233V153H232ZM15 152L18 155L15 154ZM182 152L184 155H187L186 156L187 159L186 158L184 159V155H183V158H181V160H183V164H182V161L180 160V157H182V155H181ZM229 152H231V153H229ZM174 154H175V156H174ZM211 154H210V156H211ZM229 154L230 155L232 154V156H230ZM171 155H172V157H171ZM241 157H239V158H241ZM254 157H256V158L254 159ZM168 158H169V160H168ZM170 158H171V160H170ZM189 159L190 160L193 159V160L190 161ZM218 159H220V160H218ZM179 160L181 162H179ZM250 160L251 161L253 160L252 163H250ZM15 161L18 164L14 167V165L16 164V163H14ZM110 161L112 162V164ZM175 161H176V165H173V164H175ZM187 162H189V163H187ZM227 162H229V161H227ZM178 163L179 164L181 163V165H178ZM132 164H133V168L131 166ZM188 164H189V166H188ZM257 164L262 165L261 169L259 166H257ZM135 165H137V166H135ZM144 166H146V167H144ZM175 166H178V167H176L174 169ZM190 166H191V168H190ZM211 166H213V167H211ZM108 167H110L111 169H109ZM0 168L4 169V165L2 164V167H0ZM193 168H195V169H193ZM119 169L121 172L119 171ZM121 169H123V170H121ZM128 169H130V170H128ZM144 169H146V170H144ZM154 169H155V171H154ZM162 169H163V171H161ZM189 169L192 171H189ZM127 170L130 172H128ZM152 170H153V172H152ZM167 170L170 171L169 175L167 172H166V174L164 173ZM172 170H174V172ZM110 171L114 175V176L111 175L113 177L110 176ZM123 171H127V172H123ZM81 172H84V174H85V172H88V170L87 171L81 170ZM81 172L77 173L78 178H80L82 175H84L83 173L81 174ZM116 173L118 175H116ZM119 173H121V174H119ZM107 174L109 177L107 176ZM133 174H137L138 176L137 177L133 176ZM103 175H105V176H103ZM119 175H122V176H119ZM131 175H132V177H134L133 179L131 178ZM170 175L172 177L175 176V177H173L172 181H170ZM221 175H223V174H221ZM263 175H262V177H263ZM149 176L151 179L148 178ZM160 176H161V178H160ZM125 177L131 179V180L129 179L130 180L129 183H126V182H128V179L125 180ZM166 177H168L169 179H165ZM172 177H171V179H172ZM104 178L107 181L104 180ZM118 178H121L122 182H119L120 180ZM122 178L125 181H123ZM144 178L149 179V180H153L155 178L153 180L155 182H154V184H153V182H151V185H149L150 181L148 180V182H149L148 183L147 180H145ZM11 179L8 180L7 183L10 182ZM109 179L112 181H110ZM182 179H184L186 181H184ZM103 180H104V182H103ZM162 180L164 181V183L160 184V183H162L161 182ZM169 181H170V183H169ZM183 181H184V183H183ZM167 182L169 183L168 185H167ZM105 183H106V185L110 184L109 185L110 187L108 185L105 186ZM124 183H126L127 186ZM236 183L238 184L239 181L236 180ZM102 184H104V185H102ZM95 185H96V187H95ZM99 185H101V186H99ZM125 186L127 188H125ZM104 187H106L105 188L106 190H104ZM128 187H129V190H128ZM147 187H150V189H148ZM83 188H85V189H83ZM85 190H87L89 193H87V191H85ZM95 190H96V192H95ZM108 190L110 191V193ZM105 191H107V192H105ZM81 192H83V193L81 194ZM98 192H101L102 194L105 192L104 193L105 196H106V193H108L107 194L108 196H106V197H108V198L110 197V199H108L106 197H102L103 195L98 193ZM90 193L91 194L94 193V194H92L94 196H90L91 195ZM49 194H50V191H47L46 195H48V196H47L46 201L48 203L51 200V197H49ZM82 195H84L85 197L87 196L86 199L87 198L89 199L90 205L88 204V199L86 200L85 197H82ZM97 195H98V197H96ZM99 196H101V197H99ZM91 197L93 198V201H92ZM94 197H95V200H94ZM111 197L119 198L120 199L118 201L119 203L118 202H114V203L111 202L110 201ZM97 198L101 199V200L99 201V200H97ZM84 199L86 201V202L85 201L84 202L87 205L84 204V202H83ZM102 199L105 201H103ZM123 199H125V200H123ZM91 201H92V204H91ZM121 201H123V202H121ZM68 202L77 203L74 200H69ZM104 202L105 203L108 202L107 206H106V204H105V206H102L104 208L107 207V209H108V210H106L107 212L104 211L105 210L104 208L100 207V204L102 205V204H104ZM117 203H118V205H117ZM124 203L127 204V207H125L126 204H124ZM97 204H99V205H97ZM108 204H109V206H108ZM110 204H111V207H110ZM92 205L94 207L95 206L96 207L94 208V207H92ZM115 205L120 206V208H117ZM71 206H73V205H71ZM85 206H87V209ZM48 207H49V205L46 204L44 207V210L47 211ZM90 207L93 208V213L92 212L90 213V211H89ZM114 207H116V209ZM98 209L101 210V212ZM102 209H104V210H102ZM120 209L123 210V212ZM124 209L126 212L124 211ZM109 210H110V212H108ZM116 210H117V213H116ZM128 210L130 212L129 214L127 213ZM103 212H105L106 215L102 214ZM125 213H127L128 215ZM131 213H132L131 217H133V218H130ZM100 214H101L102 218H100ZM107 214L109 215L110 218L108 217ZM113 214H114V216H113ZM121 214H122V216H121ZM124 214L127 217H125ZM103 215L108 217V221L111 220L112 223H111V221H110L111 224L109 222L106 223V221H107V220H105L106 217H103ZM94 218L96 220V223H95ZM115 218H116V220H115ZM119 218L120 219L122 218V222L120 221ZM131 219H133L134 221L133 220L131 221ZM103 220H105V223ZM123 220H125L127 223H125V222L123 223ZM88 221L91 223H89ZM87 222H88V224H87ZM101 222H102V224H101ZM103 223L105 225H107L108 223L109 224L107 226H105ZM92 224H94V225L96 224V225L94 226ZM100 224H101V226H100ZM112 224H114V225L116 224L118 226V228H116V231H113L114 232V233H112L113 235L111 234V229L109 228V225H112ZM84 225L82 224V226H84ZM98 225L100 228H98ZM103 225L106 227L105 229L103 228L104 227ZM124 225H125V227H123ZM151 227H153L152 229L159 231L158 229L160 228V230H161V228L163 226L160 225V227H158L157 225L155 226L152 224ZM156 227H158V228L156 229ZM107 228H109L110 230H107ZM103 230H105V231H103ZM77 231H79V232H77V234H79V233L81 234V230H77ZM94 231H95V233H94ZM106 231H108V232H106ZM157 233H158L157 235H159V233H161V231L157 232ZM109 234H110V236H109ZM146 234L143 235L144 237L143 236H139V237H143V238H141V240L145 241L147 243V245L149 244V246H153V245L155 246L156 244H154V243H155V241H156V243L158 242L156 240L158 236L157 237L156 236L154 237L153 235L146 236ZM106 235H107V237L105 238ZM159 236H161V235H159ZM153 237L156 239H153ZM100 239H101V241H98ZM152 239H153V241H152ZM151 241L153 242L152 245H151ZM98 242H100L101 244ZM119 252H121L122 254L121 253L119 254ZM88 253L90 256L91 252H88ZM115 258H116V260H115Z\"/></svg>",
  "mask_w": 264,
  "mask_h": 264
}]
</instances>
